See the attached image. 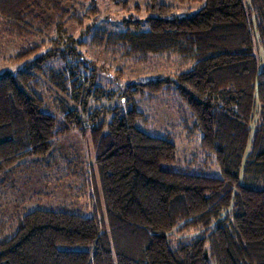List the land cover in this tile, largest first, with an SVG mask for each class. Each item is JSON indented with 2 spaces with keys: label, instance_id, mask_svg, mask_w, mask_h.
<instances>
[{
  "label": "trees",
  "instance_id": "16d2710c",
  "mask_svg": "<svg viewBox=\"0 0 264 264\" xmlns=\"http://www.w3.org/2000/svg\"><path fill=\"white\" fill-rule=\"evenodd\" d=\"M98 1L0 0L3 32L24 41L9 59L23 68L0 75V188L87 127L104 209H35L0 222V264H264V0H169L201 6L181 17L150 0L119 31L98 26ZM89 47L176 70L110 91ZM54 61L61 68L45 67ZM43 78L62 96L59 116L46 111ZM164 94L190 114L220 177L192 171L194 157L182 167L168 137L136 127L146 116L134 97ZM116 96L122 104L107 106ZM75 166L66 162L63 178H76Z\"/></svg>",
  "mask_w": 264,
  "mask_h": 264
},
{
  "label": "rangeland",
  "instance_id": "374dc122",
  "mask_svg": "<svg viewBox=\"0 0 264 264\" xmlns=\"http://www.w3.org/2000/svg\"><path fill=\"white\" fill-rule=\"evenodd\" d=\"M158 1L173 6L174 15L180 17L192 15L201 7L200 5L179 6L169 0ZM149 2L150 0H99L98 26L108 31H119L123 29L122 21L142 20L145 17L143 7ZM135 6L139 8V13L135 12ZM78 30V27H74V36L78 34ZM23 45L24 41L8 37L3 32L0 23V75L5 72L14 73L23 68L24 60L9 61ZM82 51L86 58L93 57L95 63L105 69L102 73L103 82L106 83V89L110 91L120 92L127 83L146 82L167 73H174L176 70L174 64H167L164 61L159 62L156 67L153 66L154 60L150 65L145 66L136 65L133 61L120 57L113 60L108 53L105 54L102 48L89 47ZM45 67L57 70L61 68V64L54 61ZM44 82L47 86V90L43 91L46 111L59 116L55 102L62 96L46 79ZM134 101L138 112L146 116V122L137 123L136 127L152 136L168 137L175 145L177 160L182 167L187 166L194 157L197 161L191 166L192 171L211 177L221 176L213 158L205 161L207 158L200 146L201 136L197 131H191L193 128L190 114L175 97L164 94L153 101H148L142 96H135ZM105 102L102 100V103ZM108 102L107 106L110 107L122 104L117 96ZM185 122L187 123L186 128H184ZM85 129L84 136L77 131L61 135L54 142L49 158L40 165L27 162L25 168H21L15 177L0 188V222L11 221L12 224H16L18 215L35 209L65 211L85 217L104 216L92 147L87 135V127ZM66 162L76 164L72 167L73 169L71 168L78 174L74 176L76 178H63L67 172ZM195 234L190 232L183 237ZM74 249H80V247Z\"/></svg>",
  "mask_w": 264,
  "mask_h": 264
}]
</instances>
